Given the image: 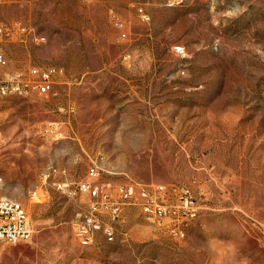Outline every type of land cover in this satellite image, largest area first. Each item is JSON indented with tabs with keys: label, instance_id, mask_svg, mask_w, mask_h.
Segmentation results:
<instances>
[{
	"label": "rangeland",
	"instance_id": "obj_1",
	"mask_svg": "<svg viewBox=\"0 0 264 264\" xmlns=\"http://www.w3.org/2000/svg\"><path fill=\"white\" fill-rule=\"evenodd\" d=\"M14 21L45 39L0 38L9 68L62 72L57 96L0 104V194L34 226L0 241V264H264V0H0ZM93 161L105 179L191 186L201 212L186 236L129 207L126 235L81 245L87 196L43 172L79 180Z\"/></svg>",
	"mask_w": 264,
	"mask_h": 264
},
{
	"label": "built area",
	"instance_id": "obj_2",
	"mask_svg": "<svg viewBox=\"0 0 264 264\" xmlns=\"http://www.w3.org/2000/svg\"><path fill=\"white\" fill-rule=\"evenodd\" d=\"M176 0H166L174 6ZM14 34L23 38L42 42L45 36L32 25L21 21L10 24L0 22V38L10 39ZM125 37V33L118 39ZM176 50H183L176 46ZM62 70L55 66H29L11 69L8 60L0 48V95L15 92L21 96L41 95L57 96L55 84ZM59 137V130L50 129ZM60 167H51L43 172L46 184L52 181L63 195L74 197L87 196L85 208L75 223V231L83 241L96 243L115 242L124 220L125 210L135 207L139 212H146L154 220V227L174 238H184V228L201 212L199 198L193 188L183 183L144 182L133 178L112 180L101 176L100 166L93 161L87 169L85 178L79 180L56 179L65 176ZM3 177L0 175V186ZM45 194L47 190H43ZM34 235V226L24 205L17 199L0 194V241L20 243L30 241Z\"/></svg>",
	"mask_w": 264,
	"mask_h": 264
},
{
	"label": "bare ground",
	"instance_id": "obj_3",
	"mask_svg": "<svg viewBox=\"0 0 264 264\" xmlns=\"http://www.w3.org/2000/svg\"><path fill=\"white\" fill-rule=\"evenodd\" d=\"M8 95H19V93H15V92H4V93H2L0 95V104H1L2 100ZM65 196H68V195H65ZM142 213L144 214V218L146 217L148 220H150L151 222L154 223V220L152 219V217H148L146 212H142ZM186 230H188V229H186ZM76 236L79 239L80 244L83 245V246H89V245H92V244H96V243H88L87 241H83V238L78 236V232H76ZM184 236H186L185 235V228H184Z\"/></svg>",
	"mask_w": 264,
	"mask_h": 264
}]
</instances>
